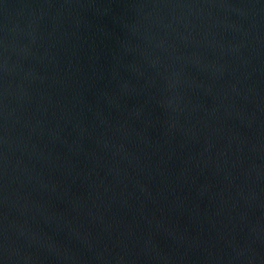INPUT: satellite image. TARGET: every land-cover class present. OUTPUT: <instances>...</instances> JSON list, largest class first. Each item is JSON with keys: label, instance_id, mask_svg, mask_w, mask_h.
Masks as SVG:
<instances>
[{"label": "water", "instance_id": "95a60500", "mask_svg": "<svg viewBox=\"0 0 264 264\" xmlns=\"http://www.w3.org/2000/svg\"><path fill=\"white\" fill-rule=\"evenodd\" d=\"M0 264H264V0H0Z\"/></svg>", "mask_w": 264, "mask_h": 264}]
</instances>
